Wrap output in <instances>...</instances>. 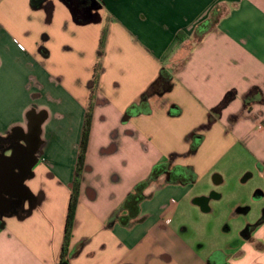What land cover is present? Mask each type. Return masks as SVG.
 <instances>
[{"label":"crops","instance_id":"crops-1","mask_svg":"<svg viewBox=\"0 0 264 264\" xmlns=\"http://www.w3.org/2000/svg\"><path fill=\"white\" fill-rule=\"evenodd\" d=\"M99 4L78 19L65 0H0V143L19 134L4 153L20 147L23 188L0 217V264H59L105 26L69 264H207L163 208L149 218L144 209L153 185L177 191L213 173L219 185L230 162L236 181L254 168L264 178V0ZM216 7L218 23L196 45V29ZM163 69L167 91L146 94ZM164 162L140 215L122 225L125 199ZM210 204L206 195L194 201L202 214ZM262 221L248 225L256 228L247 253L231 264H264L254 248L264 246Z\"/></svg>","mask_w":264,"mask_h":264},{"label":"rangeland","instance_id":"rangeland-1","mask_svg":"<svg viewBox=\"0 0 264 264\" xmlns=\"http://www.w3.org/2000/svg\"><path fill=\"white\" fill-rule=\"evenodd\" d=\"M102 59L98 56L99 62L102 63ZM13 153V150L6 151L4 155L11 157ZM254 169L255 174L244 183L233 178L237 165L236 162H230L226 166L224 181L219 185L213 181L217 173H213L206 182H198L177 191L163 184L153 185L149 192L151 195L148 194L145 214L149 218L163 208V215L169 219L167 222L171 223L170 227H176L196 250L206 254L207 264L214 263L220 254L224 256L225 262L231 264L240 251L242 255L247 253L242 248L245 243L243 232L248 225L264 220V178ZM203 195L211 203V211L206 214H202L201 209L194 205L195 199ZM218 196L221 199L216 200ZM254 248L264 254L262 244H256Z\"/></svg>","mask_w":264,"mask_h":264},{"label":"trees","instance_id":"trees-1","mask_svg":"<svg viewBox=\"0 0 264 264\" xmlns=\"http://www.w3.org/2000/svg\"><path fill=\"white\" fill-rule=\"evenodd\" d=\"M89 3H92V6L87 7L82 11L83 9L80 8V6L76 5V0H65V2L72 8L74 11L75 15L77 16L78 19H82V17L93 10H96L99 8V2L100 0H87ZM34 4H36L37 0H32ZM218 8L216 7L215 10L212 11V14L210 16V19L208 20L207 23H203L198 28L196 29L195 32V42L196 45H199L201 42L202 38L206 33H208L213 26H216L218 23L220 13L217 11ZM107 26H105L102 30L101 33V38H100V43H99V59L104 56L105 54V49H106V41H107ZM179 38V45L184 43L185 40V34L180 33L178 34ZM185 62V61H184ZM102 63L97 62L94 68V76L93 80L91 82V97H90V102L88 105V110L86 114V120L84 124V129H83V134H82V140L80 144V152L78 156V164H77V169H76V174H75V180L73 183V188H72V195H71V200H70V205H69V212H68V217H67V222H66V227H65V237H64V243L62 247V252L60 256V261L59 264H69V247H70V241L72 237V230L74 226V220H75V213L76 209L78 206L79 202V197H80V187H81V179L82 175L84 172V167H85V160H86V153L88 149V144H89V139H90V133H91V127H92V117H93V110H94V101H95V93H96V88L98 85V80L102 71ZM184 63L180 64L179 66H183ZM170 78V74L168 71L165 69L162 70L159 79L154 83L150 91H148L146 94L150 93H157V94H163L167 91V81ZM135 110V107H132V111ZM129 113V112H128ZM196 145L192 146V151L196 150ZM168 170V163H160L156 165L150 176L140 182L134 189L132 193H130L127 198L125 199L124 203L122 204L120 211H124L126 214L120 217V221L122 225L129 226L134 219H136L140 215V206L142 202L146 199L145 196V191L149 187V185L155 181L157 178H159L162 174L166 173ZM193 179H187L185 180L186 182L188 181H193ZM117 212L112 216V220L117 216ZM218 257V256H217ZM219 259V257H218ZM216 260V258H215ZM217 261V260H216ZM216 261L211 264H216ZM228 264L225 261H217V264Z\"/></svg>","mask_w":264,"mask_h":264},{"label":"water","instance_id":"water-1","mask_svg":"<svg viewBox=\"0 0 264 264\" xmlns=\"http://www.w3.org/2000/svg\"><path fill=\"white\" fill-rule=\"evenodd\" d=\"M13 151L11 157L0 158V217L8 213L13 205L8 196L20 194L23 190L20 174L15 171L20 160V147Z\"/></svg>","mask_w":264,"mask_h":264},{"label":"flooded vegetation","instance_id":"flooded-vegetation-1","mask_svg":"<svg viewBox=\"0 0 264 264\" xmlns=\"http://www.w3.org/2000/svg\"><path fill=\"white\" fill-rule=\"evenodd\" d=\"M91 4L92 3H89V1H87V0H76V5L80 6V8L83 9L82 11H84V9H86L89 6H92ZM18 137H19V134L17 133V134H14L8 140H2L1 143H0V154L4 153V150H6L11 145H13L16 141H18L17 140ZM8 198L10 199L11 204H16L18 201H20L19 196L16 195V194L13 195V196H8ZM261 222H263V221H261ZM255 228H256V226H248L246 228V230L243 232L244 237L250 236ZM216 264H217V261H216Z\"/></svg>","mask_w":264,"mask_h":264},{"label":"built area","instance_id":"built-area-1","mask_svg":"<svg viewBox=\"0 0 264 264\" xmlns=\"http://www.w3.org/2000/svg\"><path fill=\"white\" fill-rule=\"evenodd\" d=\"M168 223V222H167Z\"/></svg>","mask_w":264,"mask_h":264}]
</instances>
